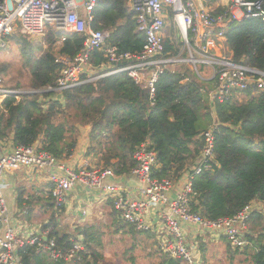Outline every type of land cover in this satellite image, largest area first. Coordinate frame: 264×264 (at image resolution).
Here are the masks:
<instances>
[{"label":"trees","instance_id":"1","mask_svg":"<svg viewBox=\"0 0 264 264\" xmlns=\"http://www.w3.org/2000/svg\"><path fill=\"white\" fill-rule=\"evenodd\" d=\"M216 1L206 0L209 5ZM250 1H262L264 5V0ZM128 2L101 0L94 10L91 28L110 33L107 45L135 54L143 49L145 36L137 32L136 15L129 9ZM61 38V32L49 28L40 43L32 42L30 37L19 32L8 39L9 50L15 45L22 53L23 68L8 65L2 69L1 65L0 73H13L17 84L10 88L17 90L27 86L32 93L19 98L11 96L0 103V141L12 138L15 147L39 143L40 150L61 162L76 152L84 128L89 126L86 158L90 159V168L112 169L116 176L128 175L136 165V149L149 142L158 153L159 168L153 175L159 179L178 180L196 163L204 149L202 133L215 125L214 159L209 170L193 180L192 211L216 221L235 216L253 202L264 204V91L251 89L241 99L230 97L222 103H211L209 93L214 82L200 78L191 65L183 63L164 68L155 84L153 99L149 89L138 85L126 72L85 82L63 92L59 99L58 94L45 92L56 87L62 69L56 60L63 56L76 57L84 43L83 36L68 34L56 51ZM226 39L234 61L264 72V22L261 19H245L231 25ZM6 49L0 51V57L8 52ZM165 55L188 58L187 53L181 55L180 49L171 45L167 38ZM105 62L103 52L95 51L92 66L99 71ZM89 78L83 77L84 80ZM45 193L50 200L42 212L46 213V208L53 210L49 223L44 226L51 229L47 238L55 240L57 249L65 257L77 242L82 243L83 249L73 261L67 262L65 258L53 260L46 250L28 246L19 251L23 263L103 262L105 245L97 225L80 227L75 234L62 231L51 192ZM19 198L22 205L23 197ZM35 199V195L30 196L28 203L35 205ZM109 205L113 224H119V231L127 229L135 242L138 237L149 236L120 220L111 200ZM65 210L64 206L60 208L63 214ZM249 223L253 229H260L247 235L250 245L242 252H235L230 260L234 262L238 254L244 256L248 264H264V214L253 213ZM137 248L133 244L125 254ZM129 261L137 264L134 256ZM154 264L181 262L165 255Z\"/></svg>","mask_w":264,"mask_h":264},{"label":"built area","instance_id":"2","mask_svg":"<svg viewBox=\"0 0 264 264\" xmlns=\"http://www.w3.org/2000/svg\"><path fill=\"white\" fill-rule=\"evenodd\" d=\"M100 1L0 0V51L8 48V39L17 32L32 39H43L47 30L52 28L62 33L57 47L63 45L68 34L83 36V47L76 57L71 59L63 56L56 60L62 66L56 87L45 92L58 95L85 82L126 72L138 85L149 89L153 99L155 84L164 68L183 63L191 65L202 79L204 77L198 66L205 65L212 69L213 75L208 78L214 82V88L209 93L211 103H222L230 97L239 99L251 89L264 91V72L234 61L226 39L227 30L235 23L245 19H261L264 22L262 1L217 0L215 4L209 5L206 0H129L130 9L136 15L137 30L145 36L143 49L135 54L120 52L116 46L107 45L110 33L91 28L94 10ZM168 20L179 31L189 51L186 60L165 55ZM95 51L103 52L106 59L100 72L91 64ZM92 71L95 77H92ZM84 76L91 78L84 80ZM30 93L4 88L0 77L1 102L11 96L19 98ZM214 126L202 133L204 149L196 163L184 171L178 180L155 177L154 171L159 168L158 153L149 142L141 144L134 153L136 165L131 172L143 185L140 200L128 198L120 185L110 182L116 176L112 169L90 168L86 165L75 170L59 164L50 153L40 150L37 144L14 147L10 153L0 157V264H24L19 251L28 246L46 250L53 260L65 258L67 262L73 261L83 249L82 243L77 242L67 256H63L55 240L47 238L51 229L44 226L48 223L37 227L27 236L10 226L2 179L5 173L22 167L58 169L49 177L50 192L57 212L62 206L65 207L70 192L76 187L101 193L112 201L120 220L130 223L138 231L155 233L159 241L158 248L164 256L178 260L181 264H198L187 237L188 228L196 229L201 234L224 236L233 252L244 251L249 246L247 235L250 234L251 215L262 213L256 211L255 202L231 218L216 221L207 220L191 209L193 180L209 170L214 159ZM175 182L182 185L172 198ZM155 210H158L156 225L147 220L148 213Z\"/></svg>","mask_w":264,"mask_h":264},{"label":"crops","instance_id":"3","mask_svg":"<svg viewBox=\"0 0 264 264\" xmlns=\"http://www.w3.org/2000/svg\"><path fill=\"white\" fill-rule=\"evenodd\" d=\"M128 7L130 9L129 2ZM177 31V29H173V35L180 39L181 34L179 33V31L177 33ZM168 34L171 35L169 31H167V33L165 32V39H168ZM59 48L60 46L57 47L56 51H58ZM183 49L186 51L185 53L188 54L189 58V51L185 47V44ZM204 80H208V78L204 77ZM239 99H241V97ZM0 103L2 102L0 101ZM84 130L85 131L83 132V135L79 140V145L76 152L68 160L61 161L59 162V164H64L65 166L73 168L75 170L82 169L86 165L89 166L90 159L86 158V152L90 143L88 137L90 127H85ZM37 145L40 144L38 143ZM14 147L15 146L13 144L12 138H9L7 140H1L0 157L10 153ZM55 172H58V169L54 167L44 170L22 167L18 170L7 172L3 176L2 189L3 196L6 199L9 208V223L10 226L14 229L16 228L20 232V234L27 236L37 227L44 226L46 223H49L50 219L47 220L44 225H41L37 220H34L33 217L37 214L47 216L49 214L52 215L53 213L52 208H46V213H43L42 210L44 205H46V203H48L50 200L49 195L46 194L45 191L50 192L51 183L49 182V177ZM110 182L116 185H120L125 191L124 194L128 198L132 200L141 199V189L143 188V185L138 181L135 176H133V174L130 173L124 176H115V178L111 179ZM181 185L182 183L175 182L174 191L171 194L172 198L178 192V189ZM82 189L84 190V192L79 191L78 187H76L73 191L70 192L67 198V202L65 204L66 210L64 215L72 218V220L79 221V223H81L85 220L83 218L79 219L78 216L81 217L85 213L88 214L89 210H91L93 207L97 208L100 205V208L108 212L109 216L112 218V207L109 205V200H107L103 194L93 191L87 192L85 188ZM34 195L36 198L35 205L34 203H28L30 202L29 197ZM19 197H23L24 203L22 205L19 203ZM253 205L256 206V211H261L262 214H264V204L260 202H255ZM157 211L158 210L151 211L147 215V220L154 225H156L157 221ZM29 215L31 216L30 218ZM77 218L78 220H76ZM83 226L73 227V231L75 232L78 228ZM259 229L260 227L256 230L253 229L249 223L250 234L256 233L255 231H258ZM187 230V237L192 251L195 254L196 263L221 264L225 262L227 264H230V258L234 257L235 252H233L224 236L218 237L210 233L201 234L200 231L192 228H188ZM122 231L126 233L125 230ZM154 234L155 233H149L148 237H145L143 235L141 237L142 239H140L141 246L143 245L145 249H149V251L144 256L145 264H154V262L160 261L161 257H164V254L158 248V238ZM80 238L81 236H79V239ZM210 248L212 249V251H208V249Z\"/></svg>","mask_w":264,"mask_h":264},{"label":"rangeland","instance_id":"4","mask_svg":"<svg viewBox=\"0 0 264 264\" xmlns=\"http://www.w3.org/2000/svg\"><path fill=\"white\" fill-rule=\"evenodd\" d=\"M173 26L171 25V21H168V28L166 30L169 31L171 35L168 34V39H170L171 45L175 48L180 49L181 55L185 53L186 51L183 49L184 43L182 38H177L173 35ZM18 33V32H17ZM178 33V31H177ZM173 36V37H171ZM44 40L43 39H32L31 41L34 43H40ZM46 46H44V49ZM5 51H8L5 55L0 57V66L2 65V69L7 68L8 65H12L14 67H21L23 68V55L19 52L17 47L13 45L11 49H6ZM11 69V68H10ZM198 69L201 73V75L205 78H209L213 75L212 69L210 67H207L205 65H199ZM9 75H4L0 73V76L3 79V87L7 89L14 90L10 88V86H15L17 84L16 80L14 79V75L12 72H9ZM92 77H94L95 73L92 71ZM5 76V77H4ZM9 87V88H8ZM14 91H20V92H30L31 90L27 86H22L21 88L14 90ZM212 117L215 118L214 113L212 114ZM55 211V210H54ZM58 213V214H57ZM56 216L59 219V224L62 228V231H66L70 234H75L73 231V227L77 226H83V225H97V227L100 229L101 233H103V242L105 245L104 249V261L100 264H132L130 263L129 259L131 256H134L136 258L137 264H145L144 256L149 251V249H145V247L141 246V240L142 238L138 237V242H135L133 236L127 232V229L124 231L118 230V223L115 225L114 220L109 216V213L106 212L104 209L100 208V205L96 208L93 207L91 210H89V213L83 214V216L78 218H83L85 221L79 223V221L72 220V218L64 215L61 212H57ZM51 215H40L37 214L33 217L34 220H37L41 225H44L47 220H49ZM78 218L76 220H78ZM136 244L138 248L136 250H133L129 255L125 254L127 250L131 249L132 245ZM212 251V249H208V251ZM207 252V251H206ZM212 253V252H211ZM231 254V253H230ZM235 256V255H234ZM84 264V263H83ZM221 264H227V263H221ZM230 264H248L246 263L245 257L236 255V259L234 262H230Z\"/></svg>","mask_w":264,"mask_h":264},{"label":"water","instance_id":"5","mask_svg":"<svg viewBox=\"0 0 264 264\" xmlns=\"http://www.w3.org/2000/svg\"><path fill=\"white\" fill-rule=\"evenodd\" d=\"M62 95L60 94L58 96L59 99H61ZM87 192H92V190L88 189V188H85ZM78 190L81 191V192H84V190L82 189V187H78ZM47 240V238H45Z\"/></svg>","mask_w":264,"mask_h":264}]
</instances>
